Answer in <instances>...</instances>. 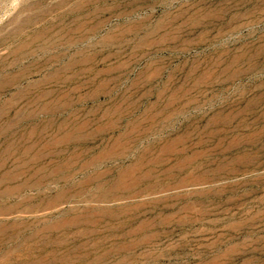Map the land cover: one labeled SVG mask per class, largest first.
Instances as JSON below:
<instances>
[{"label": "rangeland", "instance_id": "374dc122", "mask_svg": "<svg viewBox=\"0 0 264 264\" xmlns=\"http://www.w3.org/2000/svg\"><path fill=\"white\" fill-rule=\"evenodd\" d=\"M0 264H264V0H0Z\"/></svg>", "mask_w": 264, "mask_h": 264}]
</instances>
